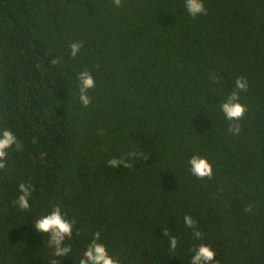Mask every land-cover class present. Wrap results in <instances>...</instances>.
<instances>
[{"label":"trees","instance_id":"1","mask_svg":"<svg viewBox=\"0 0 264 264\" xmlns=\"http://www.w3.org/2000/svg\"><path fill=\"white\" fill-rule=\"evenodd\" d=\"M204 3L193 18L184 0H0V130L21 145L0 170V264H49L34 221L57 204L76 220L60 264H78L96 231L122 264H190L200 244L219 264H264V0ZM238 77L247 112L233 135L221 104ZM194 155L211 179L191 173ZM21 183L27 211L13 203Z\"/></svg>","mask_w":264,"mask_h":264},{"label":"clouds","instance_id":"2","mask_svg":"<svg viewBox=\"0 0 264 264\" xmlns=\"http://www.w3.org/2000/svg\"><path fill=\"white\" fill-rule=\"evenodd\" d=\"M112 3L116 7L122 6V0H112ZM184 6L186 11L193 18L203 14L207 15V9L205 7L204 0H184ZM82 43L76 42L70 45L71 53L70 55L75 58L82 48ZM59 61L54 59L51 63L55 64ZM99 67V66H97ZM218 80L219 77H213ZM79 99L82 105L87 108L91 104V99L88 95L89 90L95 88V80L92 74L85 70L79 73ZM248 89V81L244 77H238L235 81V89L227 97L225 102L221 104V111L224 113L226 120L230 123L228 131L233 135H238L241 132L240 124L238 123L242 120L247 112V107L240 102V93L245 92ZM13 146L17 150L21 148V145L17 141V137L13 134L10 129L0 130V170L6 168V162L8 157V150L12 149ZM142 153H137L135 151L129 152L127 156L130 159L137 158L141 156ZM191 173L199 179H211L214 172L211 163L207 158L201 157L199 155H194L189 161ZM123 165L124 167H131L130 162L125 159H111L108 161V166L119 167ZM32 186L30 184L26 185L21 183L19 185L20 195L13 201L22 211H27L30 209L29 200L32 195ZM246 211L251 212L252 206L249 205ZM185 225L188 228L195 229L196 222L190 215H186ZM76 220L66 219V214L62 211L61 205H55L50 212H47L40 216L34 221L35 230L38 233L47 235V247L52 250V259H50L49 264H60L58 258L62 257H73L72 247L67 243V241L72 240L74 234V226ZM164 235L168 237L170 249L175 251L178 246V240L175 236H170L167 230H163ZM75 234L77 236L81 235L80 229H76ZM91 239L87 247L82 251V254L78 260V264H122V261L116 257H113L107 248V246L102 242V233L96 231L90 234ZM193 236L196 239L202 238V233L200 231H194ZM194 255L191 258L190 264H219V261L215 260L216 253L210 245L200 244L193 249ZM76 261V260H75ZM77 264V262H76Z\"/></svg>","mask_w":264,"mask_h":264}]
</instances>
